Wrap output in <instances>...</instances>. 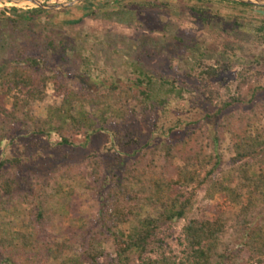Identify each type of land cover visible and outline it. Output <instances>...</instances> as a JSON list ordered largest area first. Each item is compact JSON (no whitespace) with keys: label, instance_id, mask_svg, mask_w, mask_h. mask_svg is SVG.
<instances>
[{"label":"trees","instance_id":"obj_1","mask_svg":"<svg viewBox=\"0 0 264 264\" xmlns=\"http://www.w3.org/2000/svg\"><path fill=\"white\" fill-rule=\"evenodd\" d=\"M187 1L196 3L190 6L194 15L207 20L212 1ZM223 3L232 8L254 7ZM45 12L34 8L29 16ZM261 22L259 28L264 30V20ZM6 28L0 22V37ZM59 42L68 47L63 38ZM48 44L56 48L52 41ZM47 67L49 64L33 55L0 62V264H98L104 255L103 244L110 239L119 264L128 263L132 254L137 264H234V250L218 251L225 226L222 215L186 221L182 257L145 255L150 245L162 243L156 238L160 225L186 218L193 197L202 188L209 197L217 193L222 197L221 211L238 208L242 244L262 253L261 72L242 67L234 94L228 99L221 94L233 76L228 63L203 67L193 89L186 81L165 79V96L134 119L129 107L133 93L139 90L144 99L158 95L150 74L142 72L144 77L134 81L115 80L84 91L62 83L55 74L45 75ZM48 81H52L60 103L48 106L45 117L39 118L33 115L31 104L42 100ZM8 98L10 106L6 107ZM221 133L229 135L234 153L233 166L224 171L214 146ZM173 152L181 163L168 160ZM234 178L237 182L232 185ZM78 187L96 190L102 208L107 207L110 213L103 212V219L94 225L81 220L83 251L67 255L61 244L41 237L40 226L53 216L68 214ZM16 203L27 207L24 231L15 230V220L4 219L13 215ZM146 207L158 209L157 215L140 218V210ZM254 210L258 213L251 217ZM131 214L137 222L125 233L117 224Z\"/></svg>","mask_w":264,"mask_h":264},{"label":"rangeland","instance_id":"obj_2","mask_svg":"<svg viewBox=\"0 0 264 264\" xmlns=\"http://www.w3.org/2000/svg\"><path fill=\"white\" fill-rule=\"evenodd\" d=\"M67 1L70 0H42L45 4ZM203 1H212L207 20L194 15L190 6L196 3L187 0H85L60 10L43 9L46 11L44 15L33 18L29 16V11L39 7L30 3L1 2L0 22L7 28L0 37V62L33 55L49 64L50 67L43 70L45 75L55 74L62 83L84 91L95 90L97 85L115 80L121 83L134 81L136 77H144L142 72L150 74L152 89L158 90V95L155 97L152 94L144 99L136 90L129 103L131 118L145 108L158 105L157 99L165 96L162 82L165 79L186 81L189 89H193L197 86L196 80L200 79L203 67L215 62L228 63L233 67V76L228 87L225 85L221 88V94L228 99L234 94L242 67H249L264 75V30L259 28L264 20V7L251 5L254 7L232 8L223 3L230 1ZM203 7L206 5L203 4ZM177 37L182 41L179 42ZM62 38L67 48L59 42ZM50 41L56 46L55 49L48 44ZM263 85L264 79L262 87L258 89L264 98ZM43 91L42 100L31 104L33 115L39 118L45 117L48 106L60 103L52 81L47 82ZM166 97L170 99V96ZM5 105L10 106L9 98ZM214 146L221 159L220 170L230 169L234 163V153L229 135L221 133ZM164 151L161 145L160 153L163 155ZM178 156L173 152L168 160L181 163ZM236 182L234 178L232 185ZM221 201L218 193L209 197L205 188L198 190L186 218L162 223L156 237L162 243L150 245L151 250L145 255L182 257L186 248L182 227L186 221L189 218L214 219L222 215L225 226L220 234L218 251L234 250V264H264V247L260 253L242 244L243 231L237 221L238 208L223 212ZM11 211L13 215H7L4 219L15 220V230H26L23 223H27V207L16 203ZM103 212H107V215L110 213L107 207L102 208L97 191L78 187L68 214L53 216L40 226L41 237L48 242L61 244L67 255L81 254V220L94 225L103 219ZM157 212L158 209L146 207L140 210L139 217L147 214L156 216ZM257 213L254 210L250 216L254 217ZM136 219L131 214L117 224V228L127 233L137 222ZM1 220L3 218L0 216ZM262 235L264 241V228ZM112 240L103 244L104 255L99 258L98 264H119ZM129 257L126 264L138 263L135 254Z\"/></svg>","mask_w":264,"mask_h":264},{"label":"water","instance_id":"obj_3","mask_svg":"<svg viewBox=\"0 0 264 264\" xmlns=\"http://www.w3.org/2000/svg\"><path fill=\"white\" fill-rule=\"evenodd\" d=\"M84 1L85 0H70L67 2H62L57 4H45L42 2V0H0V3L1 2H12L14 4L30 3L41 9L53 11V10L64 9ZM221 1H230V2H237V3L264 7V0H221Z\"/></svg>","mask_w":264,"mask_h":264}]
</instances>
